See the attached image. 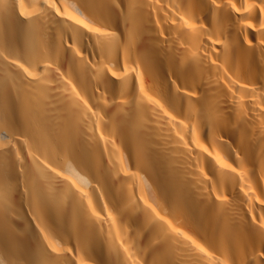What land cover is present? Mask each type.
I'll return each instance as SVG.
<instances>
[{
  "label": "bare ground",
  "instance_id": "1",
  "mask_svg": "<svg viewBox=\"0 0 264 264\" xmlns=\"http://www.w3.org/2000/svg\"><path fill=\"white\" fill-rule=\"evenodd\" d=\"M0 264H264V0H0Z\"/></svg>",
  "mask_w": 264,
  "mask_h": 264
}]
</instances>
